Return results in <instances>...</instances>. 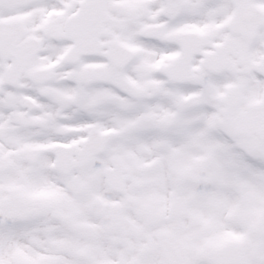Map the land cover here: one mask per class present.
<instances>
[{
	"label": "snow or ice",
	"instance_id": "6c2138e0",
	"mask_svg": "<svg viewBox=\"0 0 264 264\" xmlns=\"http://www.w3.org/2000/svg\"><path fill=\"white\" fill-rule=\"evenodd\" d=\"M0 264H264V0H0Z\"/></svg>",
	"mask_w": 264,
	"mask_h": 264
}]
</instances>
